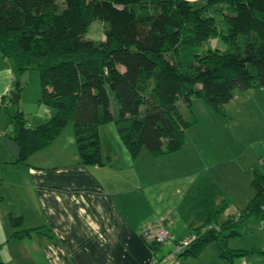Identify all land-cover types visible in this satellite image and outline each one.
<instances>
[{"label": "trees", "instance_id": "1", "mask_svg": "<svg viewBox=\"0 0 264 264\" xmlns=\"http://www.w3.org/2000/svg\"><path fill=\"white\" fill-rule=\"evenodd\" d=\"M200 1L196 6L191 0H0V56L17 71L37 70L38 103L52 112L31 126L22 111L8 110L11 94L19 92L17 82L0 97L9 126L0 137L17 145L11 163H25L68 122L81 165L105 163L97 129L107 123L131 160L142 149L159 157L183 146L185 129L196 122L192 98L225 116L235 90L263 87L264 0ZM94 19L103 37L85 39ZM209 37L220 38L225 48L198 52ZM249 170L253 193L244 207L223 220L227 200L211 209L178 253L179 263L209 243L224 264L241 253L224 251L221 243L238 235L234 226L250 214L264 221V156ZM8 222L15 238L39 230L22 229L21 216L9 214ZM145 243L153 258L169 251L158 255L162 245Z\"/></svg>", "mask_w": 264, "mask_h": 264}, {"label": "crops", "instance_id": "2", "mask_svg": "<svg viewBox=\"0 0 264 264\" xmlns=\"http://www.w3.org/2000/svg\"><path fill=\"white\" fill-rule=\"evenodd\" d=\"M13 66L0 56V97L12 87ZM253 92L260 98L252 101L264 105V86L235 90L224 106L225 116L200 103L199 98H192V109L196 105L207 120L204 123L202 118L200 122L195 116L194 124L212 127L217 141L212 136V140L207 136L203 140L196 135L195 142L191 137L179 150L159 157L142 149L131 160L111 123L97 129L101 156L107 158L102 165L78 163L73 128L68 126L50 145L30 154L25 163L12 164L14 157L4 145L0 149V261L148 264L151 251L140 230L147 222L159 219L171 236L159 252L163 247L164 252L172 249L175 242L202 225L221 199L230 205L233 191L239 195L232 184L234 179H246V173L250 176L249 167L264 156V150L256 149L252 141L242 149L231 140L237 130L231 123L243 118L240 124L244 126L246 118L259 109L248 101ZM219 124L221 128H215ZM240 131L242 135L247 133L244 128ZM227 182H231L232 190L224 184ZM239 192L243 202L237 207L241 208L252 196L250 182L247 193L241 187ZM222 213L219 220L224 219ZM9 214L21 216L22 229L39 230L28 237H12ZM211 244L179 264H187L190 258L199 260Z\"/></svg>", "mask_w": 264, "mask_h": 264}, {"label": "rangeland", "instance_id": "3", "mask_svg": "<svg viewBox=\"0 0 264 264\" xmlns=\"http://www.w3.org/2000/svg\"><path fill=\"white\" fill-rule=\"evenodd\" d=\"M191 1H195L194 4L196 6L202 4L200 0H191ZM83 36L85 39H92V40L101 39L103 37L101 22L98 21L97 19H94L89 24L88 30L84 33ZM225 46H226L225 43L222 42L220 38L209 37L205 42L201 44V46L198 47L197 51L200 52L205 50L206 48H218L220 50H223ZM12 69H13L12 85L15 82H17L19 86V92L17 93L18 94L17 103L10 104L8 106V110L14 112L16 109H18L22 111L23 115L27 119L28 124L30 123L31 126L38 125L42 122L43 119L46 120L47 118H49L52 112L51 110L46 111L47 109L45 108V106L43 104L38 103V98L40 96V86H39L37 70L34 68H27L24 71H17L14 68V66ZM253 93L254 95L252 94L251 96H248V101L254 103L256 106L259 105L258 106L259 109L258 111H254L252 116L246 118L247 122L245 123L244 126L240 124V121H242L243 118L237 119V121H239V124H236L237 123L236 120H234L231 123L233 128L237 129L236 136L231 140L234 143H237L238 146L242 145V147H240L242 149L245 148L247 143L252 141L253 142L252 144L255 145L256 149L260 148V151H263L264 150V105L261 104L260 102L257 104L255 103V101L254 102L252 101V99L255 100V98L256 99L260 98L258 97L260 96L259 93L257 92L256 93L253 92ZM262 95L264 96V92L262 93ZM199 101L200 103H202L201 99H199ZM109 108L112 112L114 111V102L112 100V95L110 92H109ZM142 110L143 109L140 108L141 112ZM192 112L194 113V115L196 114L195 116L200 117V122H201L203 115L201 111H199L196 105H193ZM0 114H1L0 131H3L0 132V134L5 132L9 133L7 113L2 110ZM203 120L204 123L207 122L205 118H203ZM200 122L199 124H192L191 127L189 126L188 128L185 129L184 141L186 140L188 141L189 138L192 137L193 139L191 141L195 142L197 140V138H195L196 135H199L203 140H204V136H207L209 140H212L210 136L212 137L218 136L212 127L202 128ZM67 126L72 127V123L68 122L64 127ZM215 128L220 129L221 128L220 124ZM242 128H244V130L247 131V133H245L244 135H242L240 131ZM185 133L187 137H185ZM3 146L4 143L2 141V138L0 137V149ZM263 154L264 152L262 153V155ZM253 160L254 159H252V161ZM5 169L7 168L4 167L3 170ZM245 175H246V179L244 178L241 181H239V179L237 178L234 179V182H232L233 186H235L234 188L236 192L239 195L235 194L233 191V198L231 199L232 202H230V205L226 207V209L221 215V217H223L224 219L227 218L228 216L236 217L238 210L244 207V205L243 206L240 205L242 206L241 208L237 206H239V204L243 202V198L241 199L240 196L241 194L239 192V187H241L244 193L248 192V184L250 182L251 175L249 176L247 173ZM224 184L229 185L231 187V182H227ZM247 198L246 200H248ZM221 200L219 201V203L221 202ZM234 229L238 233V235L227 236L225 239H223L221 243V247L223 248L224 251L229 249V250H234L232 251L233 253L241 252L239 255L232 254L233 256H230L232 257L231 264H264V221L260 220L255 215L250 214L243 221L239 222L236 226H234ZM192 233L193 232L191 231L190 234ZM214 245L215 244L213 243L210 246H208V248H206V252L204 254H201L199 260H193L191 259L192 257L190 259H187V264H224V261H222L218 256L217 249L215 248L216 245L215 246ZM208 249H210L209 253L207 252ZM162 253H164V247L159 252V254L158 253L157 254L160 255ZM210 257L213 258L210 259ZM34 258L35 257H33V260L35 261ZM159 264H165V263H159Z\"/></svg>", "mask_w": 264, "mask_h": 264}, {"label": "built area", "instance_id": "4", "mask_svg": "<svg viewBox=\"0 0 264 264\" xmlns=\"http://www.w3.org/2000/svg\"><path fill=\"white\" fill-rule=\"evenodd\" d=\"M141 238L147 243H156L164 245L171 241V236L166 230L163 222L159 219L157 221L147 222L140 230ZM194 234H189L180 241L174 243L171 250L167 251L163 255L153 258L151 256L148 264H179L178 253L192 240Z\"/></svg>", "mask_w": 264, "mask_h": 264}, {"label": "water", "instance_id": "5", "mask_svg": "<svg viewBox=\"0 0 264 264\" xmlns=\"http://www.w3.org/2000/svg\"><path fill=\"white\" fill-rule=\"evenodd\" d=\"M11 98L13 100V103L16 104L18 100V94L17 93H12ZM2 141L8 151V153L12 156L15 157L17 155V145L8 137L4 136L2 138Z\"/></svg>", "mask_w": 264, "mask_h": 264}]
</instances>
